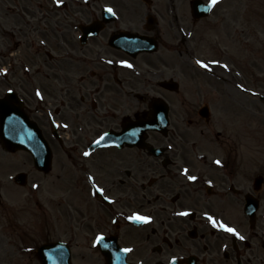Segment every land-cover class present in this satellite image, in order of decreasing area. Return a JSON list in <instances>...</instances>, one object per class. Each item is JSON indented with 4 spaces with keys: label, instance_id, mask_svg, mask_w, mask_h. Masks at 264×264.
<instances>
[{
    "label": "flooded vegetation",
    "instance_id": "obj_1",
    "mask_svg": "<svg viewBox=\"0 0 264 264\" xmlns=\"http://www.w3.org/2000/svg\"><path fill=\"white\" fill-rule=\"evenodd\" d=\"M165 2V16L152 1L94 0L70 4L68 19L62 22L27 24L22 33L30 35L31 42L43 41L35 58L42 48L51 53L45 52L46 61L35 60L31 83L22 73L1 79L0 97L7 87L19 91L26 114L49 141L55 167L63 171L67 194L79 189V217L68 209L70 225L117 236L139 264H170L174 258L178 264H187L186 259L193 264H264V228L256 226L264 219L261 140L254 137V149L247 152L243 128L230 131L227 89L209 101L200 90L194 93L193 100L208 108L201 117L197 107L183 106L192 93L181 89V83L175 91L160 87L167 67L178 75L161 53L171 52L169 39L174 44L162 23L170 30L177 23L174 0ZM105 7L115 14L104 12ZM90 23L99 30L82 43L80 27ZM129 34L153 37L157 51L132 55L112 44L113 36L125 41ZM159 103L168 106L167 131L145 135L158 154L125 144L88 147L106 132L118 136L126 124L149 118L151 105ZM184 169L197 179L188 180ZM248 196L258 202V209L260 203L263 207L247 230ZM181 212L189 214L178 215ZM133 214L150 220L135 227L128 222ZM206 214L244 239L214 227ZM10 250L9 255H21L15 246L5 253Z\"/></svg>",
    "mask_w": 264,
    "mask_h": 264
},
{
    "label": "rangeland",
    "instance_id": "obj_2",
    "mask_svg": "<svg viewBox=\"0 0 264 264\" xmlns=\"http://www.w3.org/2000/svg\"><path fill=\"white\" fill-rule=\"evenodd\" d=\"M135 3L141 4L138 1ZM154 4L165 16V0H155ZM174 4L179 23L185 31L191 30L192 34L185 43L179 42L180 38L177 37L176 46L172 45L169 39L171 52L162 50L161 53L169 65L176 66V77L181 80V89H189L192 93V98L183 106L190 109L200 103L198 98L193 100L197 90L207 96L215 95L221 89H230V96H234L229 97V103H233L229 105L230 127L234 126L235 119L243 120L248 137L253 135L255 127H258L257 136L262 140L264 148V0H219L207 18L197 21L190 16L189 0H174ZM52 5L51 0H0V21L13 30L16 36H8L0 31V67L14 72L18 66H32L36 50L33 44L28 43V35H24L22 31L28 30L25 27L27 24H42V20H20L19 15L24 13L25 8H31L39 18L53 19L54 15L50 12ZM151 9H154L153 6ZM58 14L56 19L60 22L68 19L67 11L60 10ZM161 28L163 33L170 34L171 39H174V34L166 24L162 23ZM192 48L199 56L221 58L223 54L230 59L227 58L231 64L238 67L245 64L246 75L242 76L243 79L247 78L246 82L238 79L236 75H231L229 86L198 74L185 64L186 59L190 61V56L185 55V52L192 51ZM216 49L220 53L218 56L202 54L216 52ZM43 58L46 57L43 55ZM240 71L242 72V69ZM171 73V68L167 67L166 74ZM233 78H237L244 87L259 85L257 91L262 93V100L246 98L236 86L233 87ZM254 83L256 85H253ZM230 131L232 132L231 128ZM246 149L247 152L254 149L251 139H247ZM18 171H25L28 175V181L23 187L14 185L11 180L12 175ZM52 179L51 172H37L26 153H6L0 146V264H39L38 261L36 263V257H31L30 253H24L21 258L6 257L11 250L6 255L5 250L15 242L22 245H39L44 241L57 239L69 242L74 264H104L97 250L88 247L92 244L90 237L87 238L85 234H79L74 229H69L71 233H62L66 212L65 200L63 202L59 199V195L64 192V184ZM74 201L78 205L77 196ZM256 226L264 228V220L259 218Z\"/></svg>",
    "mask_w": 264,
    "mask_h": 264
},
{
    "label": "water",
    "instance_id": "obj_3",
    "mask_svg": "<svg viewBox=\"0 0 264 264\" xmlns=\"http://www.w3.org/2000/svg\"><path fill=\"white\" fill-rule=\"evenodd\" d=\"M193 6L201 12L204 10V6L195 5V3ZM14 134L11 138L7 137L6 142L10 143V145L14 143L16 146L30 151L34 157L36 167L47 170L49 156H47L44 142L34 132L32 133V130L22 131L18 129ZM17 181L23 183L24 176L21 174L18 175ZM99 244L107 257L108 264H125L123 261L124 255L119 251L114 241L102 238ZM39 255L43 264H70L68 249L62 243L44 245L39 249Z\"/></svg>",
    "mask_w": 264,
    "mask_h": 264
},
{
    "label": "snow or ice",
    "instance_id": "obj_4",
    "mask_svg": "<svg viewBox=\"0 0 264 264\" xmlns=\"http://www.w3.org/2000/svg\"><path fill=\"white\" fill-rule=\"evenodd\" d=\"M56 3H57V5H59L60 3H62V0H56ZM218 3H219V0H210V4L213 5V6L218 4ZM106 11H108L109 13H112L113 15L115 14L111 8H107ZM197 63L200 64L202 67H205V68L208 67V65L203 64L201 61H197ZM224 67L226 68L227 65H224ZM36 95L40 96L41 93L39 91H37ZM64 126L67 127V125H64ZM101 139H103V137H101ZM96 143H99V141H96ZM88 155H90V153H88V152L84 153V156H88ZM215 163L217 165H219V164H221V161L217 160V161H215ZM184 175H186L187 179L190 180V181H195L197 179V177H195V176L188 175V169H184ZM89 179H91V177ZM33 187H36V185H33ZM98 191L102 192V189H98ZM105 199H107V197H105ZM188 214H189L188 212L178 213V215H182V216H187ZM206 216H207V214H206ZM128 219L132 220V221H139V222L147 223V222H149L150 217L141 216L139 214H133L132 216L128 217ZM207 219L213 224L214 227H219V228L223 229L224 231H226V232H228L230 234L238 236L239 239H241V240L244 239V237L242 235H240L239 232L236 231V229L227 226L223 222H219L218 223L217 221L214 220V218L212 216H207ZM100 239H102V237H97V240H100ZM122 251L129 252V251H131V249L125 248V249H122Z\"/></svg>",
    "mask_w": 264,
    "mask_h": 264
},
{
    "label": "bare ground",
    "instance_id": "obj_5",
    "mask_svg": "<svg viewBox=\"0 0 264 264\" xmlns=\"http://www.w3.org/2000/svg\"><path fill=\"white\" fill-rule=\"evenodd\" d=\"M248 93V92H247Z\"/></svg>",
    "mask_w": 264,
    "mask_h": 264
}]
</instances>
